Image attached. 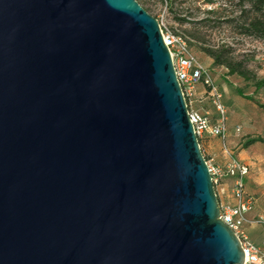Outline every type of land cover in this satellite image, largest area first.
I'll list each match as a JSON object with an SVG mask.
<instances>
[{"label":"water","instance_id":"obj_1","mask_svg":"<svg viewBox=\"0 0 264 264\" xmlns=\"http://www.w3.org/2000/svg\"><path fill=\"white\" fill-rule=\"evenodd\" d=\"M159 23L136 0H0V264H242Z\"/></svg>","mask_w":264,"mask_h":264},{"label":"rangeland","instance_id":"obj_2","mask_svg":"<svg viewBox=\"0 0 264 264\" xmlns=\"http://www.w3.org/2000/svg\"><path fill=\"white\" fill-rule=\"evenodd\" d=\"M136 1L159 23L174 32L184 33L192 40L194 55L208 68L221 93L228 121L240 126L241 142L256 137L264 140V113L255 103L238 96L236 88L261 103H264V91L254 92L249 82L238 75H230L225 66H213L212 58L204 53L205 48L219 50L224 57L241 64L249 76L264 79V40L240 33L246 17L237 1L214 0L212 4L203 0H171V4L166 0ZM200 103L203 111L214 113L208 99Z\"/></svg>","mask_w":264,"mask_h":264},{"label":"built area","instance_id":"obj_3","mask_svg":"<svg viewBox=\"0 0 264 264\" xmlns=\"http://www.w3.org/2000/svg\"><path fill=\"white\" fill-rule=\"evenodd\" d=\"M159 23V22H158ZM164 44L167 46L174 73L179 82L188 109V118L199 142L206 136L219 138L222 142L227 136V107L222 102L221 93L214 84L213 77L207 67L198 59L191 48L192 40L180 31L168 29L159 23ZM204 88V99L213 106L214 113L203 111L196 99V86ZM240 133V127L235 128ZM205 158V157H204ZM208 171L213 182L214 190L226 178L233 180L231 194L234 204H222L218 201L219 219L226 224L237 236L241 250L244 253L242 264H264V252L255 246L244 232L246 214L253 208V198L244 191V181L249 172L248 167L229 155L224 166L215 165L205 158ZM217 194V191H216ZM258 222L264 223L261 219Z\"/></svg>","mask_w":264,"mask_h":264},{"label":"crops","instance_id":"obj_4","mask_svg":"<svg viewBox=\"0 0 264 264\" xmlns=\"http://www.w3.org/2000/svg\"><path fill=\"white\" fill-rule=\"evenodd\" d=\"M195 95L201 108L202 103L200 102L206 100L203 98L204 88L201 85L196 86ZM237 126L239 125L228 121V133L223 142L217 137L206 136L201 140L200 147L203 156L215 165L224 166L229 155H232L248 167L249 172L244 181V191L253 198V208L246 214L248 222L244 225V232L250 241L264 252V223L258 222L260 219L264 221V144L255 142L248 147L242 146L246 141L241 142L239 138L241 132H235ZM232 183L231 178H226L216 188L217 199L220 203H235L231 194Z\"/></svg>","mask_w":264,"mask_h":264},{"label":"trees","instance_id":"obj_5","mask_svg":"<svg viewBox=\"0 0 264 264\" xmlns=\"http://www.w3.org/2000/svg\"><path fill=\"white\" fill-rule=\"evenodd\" d=\"M169 4L171 0H166ZM234 1V0H232ZM241 7L242 15L246 17L244 23L240 26L241 34L249 36L254 35L257 38L264 40V0H235ZM203 2L212 4L214 0H203ZM246 7V8H245ZM147 12L146 9H143ZM205 55L212 58L213 66H225L230 75H238L245 82H249L254 87V92L264 91V79H257L254 76H249L246 69L239 63H234L230 59L224 57L219 50L204 49ZM238 96L244 100L255 103L258 108L264 113V103L257 101L252 95H245L241 89L236 88ZM255 142L264 144V140L261 138H252L247 140L242 146L248 147Z\"/></svg>","mask_w":264,"mask_h":264}]
</instances>
